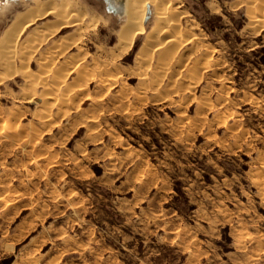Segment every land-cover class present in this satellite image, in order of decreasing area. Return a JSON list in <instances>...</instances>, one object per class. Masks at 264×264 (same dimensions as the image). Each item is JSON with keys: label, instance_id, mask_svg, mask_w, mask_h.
<instances>
[{"label": "rangeland", "instance_id": "1", "mask_svg": "<svg viewBox=\"0 0 264 264\" xmlns=\"http://www.w3.org/2000/svg\"><path fill=\"white\" fill-rule=\"evenodd\" d=\"M0 1L1 52L32 0ZM159 1L146 28L167 3L194 40L182 39L170 74L160 50L138 58L145 35L118 46L123 16L107 0H71L81 35L34 40L27 59L20 47L56 17L21 31L11 70L0 67V264H264V0ZM113 75L115 89L98 85Z\"/></svg>", "mask_w": 264, "mask_h": 264}, {"label": "bare ground", "instance_id": "2", "mask_svg": "<svg viewBox=\"0 0 264 264\" xmlns=\"http://www.w3.org/2000/svg\"><path fill=\"white\" fill-rule=\"evenodd\" d=\"M109 1L114 5V8L116 9L117 12H119L122 16L124 15L123 22H122L120 28L118 29V46L122 50H125L127 47H129L133 43L135 37H139V36L145 35L146 37L144 39L143 44L140 47L138 58H140L142 55H144L143 53H145L146 49L147 50L148 49H153V51L160 50L159 59L164 61V63H163L164 65H163L162 69H163L164 72H166V71H167V73L170 72L168 70H171V69H169V66L165 65V64L167 63V61L173 60V58L176 56V53H177L179 47L182 45L183 37L187 35L186 34L187 32L186 31H182V29L178 31L177 26L174 23V18L175 17H173V16H175V15H172V13L174 11L173 12L168 11L169 10L168 9L169 6L167 7V3L163 2L166 5L161 3V9L158 8V9H160L159 12L156 10V12H157L156 13V17H154V19H156V21L158 22L159 26L156 24L157 26H152L151 29L148 30L147 29L148 27L145 25V18L147 16V10H146L147 4L148 3L149 4H152V3L156 4L159 0H109ZM72 5L73 4L71 3V0H60V1H56V0H32V2H30V4L28 5V7L25 10L18 12L17 16H15V19L13 21H11V24L9 25V28L6 30L5 36L2 39L3 40L2 43L4 45V48H2V49H4V50H2L0 52V60H1L0 61V67L7 68L15 61L13 59H14V57H16V55H18V52H19V50L17 51V49L15 47H16V44L20 41V35L23 32L22 30L24 28H26V26L34 23L36 20L38 21V19L44 17L47 14H52V15H54L56 17V19L53 21L54 24L52 26V29L48 30L49 28L47 26H46L47 27L46 30H39L40 28L35 30V28H34L33 29L34 30L33 34L31 33L33 35L32 36L33 39L32 40H27L26 39L27 40L25 42L26 44L24 46L20 47L21 54H19V56H20L21 59H27V57L31 55V54L28 53L27 50H30V49L32 50V41H34V40H36L38 42L39 41H41V42L44 41L45 42V40H47L49 37L53 36L54 33H57L61 29H65V28H68V27H74V26L76 27V32L80 34V32L82 31V25H83V20H84V16L85 15H83L84 13L82 14V13L78 12L79 13L78 14L77 12H75V9L73 8L74 5L73 6ZM159 6H160V3H159ZM156 8H157V6H156ZM250 13L252 15H254L255 11L252 12V10H250ZM152 15H154V13ZM177 17H179V16H177ZM180 18H181V16H180ZM50 24H52V22ZM48 26H49V24H48ZM174 27H175V30L177 29V31L174 30ZM183 40L185 41L186 44H190V43H192L194 41L190 37L189 38H185ZM82 41H84V40H82V38L80 37L79 39H75L73 42H69L68 41L69 42V44H67L68 46H66V45L62 46V44H61L62 47L58 48V49H56L57 46H55L56 45L55 44L54 47H55L56 50H53V51L49 50L51 52H49L48 55L43 58L42 63H40V65H41L40 69L41 68L49 69L48 66L50 64L54 63L55 60H58L60 57L64 56L66 54L67 50L70 49V47H74L77 44L78 45L82 44ZM68 42H66V43H68ZM38 45H40V44H38ZM81 46H79L78 48H80ZM36 47H38V46H36ZM34 48H33V50H34ZM52 49H53V47H52ZM26 51H27V53H25ZM205 60H206V57H202L201 55L197 56L195 58V61H194L193 65L190 66V69H188L187 76L195 75V72H197V70H198V65L200 63H202L203 61H205ZM27 62H29V61L27 60ZM22 63L23 62H21V64ZM11 66H10V70H11ZM65 66L67 68V66L69 67L70 64L68 62H66ZM175 70H177V69H175ZM8 72L9 71H7V73ZM176 72H178V71H176ZM48 73H50V72H48ZM171 73H173L172 70H171ZM178 73H180V72H178ZM168 74H170V73H168ZM46 75L47 74H45V78L42 77L43 79L40 82L39 81L38 82H39V84L42 87H45V86L47 87V85H48V87L49 86L51 87L54 84H49L48 77H46ZM155 75H157V74H155ZM6 76H9V75H6ZM171 76L174 77V75H172V74H171ZM34 77H36V76H34ZM55 77H54V79H55ZM154 77H156V76H154ZM29 79L30 78L28 77V80ZM153 79L154 78H152V81H153ZM161 80H164V79L163 78L162 79L160 78V80H159V78L157 79L158 82H161ZM173 80L177 81L176 78H174ZM53 81H55V80H53ZM118 81H119L118 80V76L113 75V76H110V77L108 76V78H105V79H99L98 80V82H99L98 85L100 87H104L105 84L109 82L110 83L109 87H108V85L106 87H108L107 89H109V90H113V89H115L117 87V85L119 83ZM32 82H35V81H32ZM59 85H60V83H56V86H59ZM59 87H61V85ZM47 95H48V97H51L53 95V93L52 92H47ZM30 96L31 95H29L28 97H24V98L26 99V98H29ZM52 98H54V97H52ZM45 101H46V99H45ZM16 108H17V106H16ZM18 109H20V108L18 107ZM16 112H17V109H14V108L10 107L9 114L11 116H8L9 119L10 118L11 119H15L14 115H15ZM48 119L49 118L47 116H45L44 117V122H46ZM196 120H197V118H196ZM196 120H191L190 122L188 121L186 124H184V126H183L184 129L186 131L192 130L194 128V126L196 125V123H197ZM18 126H19L18 124L13 123L12 121L11 122L7 121L6 124H5V127L9 128V129H16L17 130ZM141 178L142 179L146 178V176L143 175ZM16 201H17V199L13 195H8V196H5L3 198V203H5V205H8V206L15 204Z\"/></svg>", "mask_w": 264, "mask_h": 264}, {"label": "water", "instance_id": "3", "mask_svg": "<svg viewBox=\"0 0 264 264\" xmlns=\"http://www.w3.org/2000/svg\"><path fill=\"white\" fill-rule=\"evenodd\" d=\"M107 1L110 3L111 8H112L114 11H116V9L114 8V5H113L109 0H107Z\"/></svg>", "mask_w": 264, "mask_h": 264}, {"label": "crops", "instance_id": "4", "mask_svg": "<svg viewBox=\"0 0 264 264\" xmlns=\"http://www.w3.org/2000/svg\"><path fill=\"white\" fill-rule=\"evenodd\" d=\"M7 1V0H6ZM4 2V3H7V2H9V0L7 1V2ZM12 2V1H11ZM0 3H1V1H0ZM114 11V10H113ZM114 12H116V11H114ZM117 13V12H116ZM123 19H124V15H123ZM261 50H262V48H261ZM262 63H264V62H262Z\"/></svg>", "mask_w": 264, "mask_h": 264}, {"label": "trees", "instance_id": "5", "mask_svg": "<svg viewBox=\"0 0 264 264\" xmlns=\"http://www.w3.org/2000/svg\"><path fill=\"white\" fill-rule=\"evenodd\" d=\"M262 50L264 51V47L262 48ZM262 62H264V59H263V61Z\"/></svg>", "mask_w": 264, "mask_h": 264}]
</instances>
